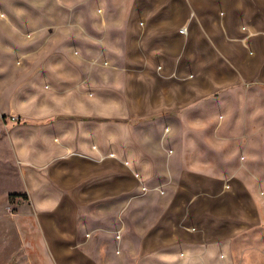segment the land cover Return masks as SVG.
<instances>
[{
	"label": "crops",
	"instance_id": "obj_1",
	"mask_svg": "<svg viewBox=\"0 0 264 264\" xmlns=\"http://www.w3.org/2000/svg\"><path fill=\"white\" fill-rule=\"evenodd\" d=\"M0 131L56 264H237L264 0H0Z\"/></svg>",
	"mask_w": 264,
	"mask_h": 264
},
{
	"label": "rangeland",
	"instance_id": "obj_2",
	"mask_svg": "<svg viewBox=\"0 0 264 264\" xmlns=\"http://www.w3.org/2000/svg\"><path fill=\"white\" fill-rule=\"evenodd\" d=\"M260 172L264 176V171ZM19 183L17 163L0 147V264H56L44 238L37 233V217L27 212L32 207L23 204L21 195L10 194ZM139 207L150 208L147 203ZM248 234L235 243L237 264H264V218L258 217L255 223L248 221Z\"/></svg>",
	"mask_w": 264,
	"mask_h": 264
},
{
	"label": "built area",
	"instance_id": "obj_3",
	"mask_svg": "<svg viewBox=\"0 0 264 264\" xmlns=\"http://www.w3.org/2000/svg\"><path fill=\"white\" fill-rule=\"evenodd\" d=\"M183 30H184V28H180V29H179L180 32H182ZM17 118H18V117L15 116V115H11V116H10V119H11L12 121H16Z\"/></svg>",
	"mask_w": 264,
	"mask_h": 264
},
{
	"label": "trees",
	"instance_id": "obj_4",
	"mask_svg": "<svg viewBox=\"0 0 264 264\" xmlns=\"http://www.w3.org/2000/svg\"><path fill=\"white\" fill-rule=\"evenodd\" d=\"M13 195H18V194H13Z\"/></svg>",
	"mask_w": 264,
	"mask_h": 264
}]
</instances>
